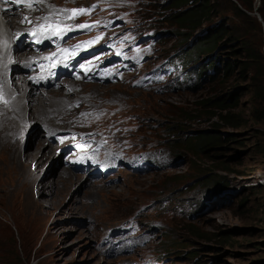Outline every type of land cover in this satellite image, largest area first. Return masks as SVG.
<instances>
[{
    "label": "rangeland",
    "instance_id": "374dc122",
    "mask_svg": "<svg viewBox=\"0 0 264 264\" xmlns=\"http://www.w3.org/2000/svg\"><path fill=\"white\" fill-rule=\"evenodd\" d=\"M72 1L40 0L33 13L38 14L42 4L49 13L53 8L48 9L47 4L53 5L54 9L66 8L68 4L83 0ZM140 1L147 3L149 0ZM257 1L253 9L247 11L232 0L237 8L247 13L244 25H253L249 17L260 21L257 46L264 55L263 25L255 10ZM220 6L219 13L228 18L227 22L236 23L233 25L237 32L240 17L229 2L223 1ZM168 10L160 6L150 9L146 5L134 15L126 13V22L114 25V30L134 37L138 33L150 34L144 40H138V48L144 57L141 63L137 68L117 75L114 81L94 82L81 77L73 80L62 76L52 84L40 85L37 84L40 77L37 73L41 69L37 64L38 53L31 54L28 61L18 62L16 74L28 76L30 81L35 80L30 78H37L35 87L26 81L27 86L22 87L21 92L25 94L33 88L30 92L39 98L36 105L43 106L45 114L31 117L19 133L16 132L12 109L17 106V101L15 96L4 98V92L0 91L3 92L0 94V145L3 130L7 129L10 136L20 135V144L27 153L36 150L39 140L46 138L52 142L53 150H50L53 152H49L40 164L19 166L20 163L9 162V153L0 146V178H4L0 188V264H121L126 259L153 254L166 264H264V120H248L247 125L235 129L223 127L234 131L229 139L223 137L213 144L216 149L195 154L191 146H186L192 140L188 135L184 136L185 131L207 127L216 119L208 118L210 107L200 106L205 97L216 93L215 84L207 81L210 70L203 75L200 71V85L196 88L199 76L190 72H187L191 75L190 88L159 90L152 86L139 87L133 82L139 72L162 57L171 55L181 60L182 53L190 49L187 41L179 39V30L163 22ZM9 14L20 24V27L15 26L20 31L24 24L18 15L10 11ZM248 27L241 36L247 35ZM17 30L13 28L11 33L19 32ZM255 34L252 41L256 40ZM215 44L208 59L200 50L194 65L201 69L218 57H231L228 51L231 42L222 39ZM239 44L238 40L232 44L237 51ZM182 47V53H179ZM19 50H24L26 55V51L32 53L26 45L12 51ZM216 65L217 69L221 66ZM34 66H38L37 73ZM249 68L254 71L252 65ZM235 70L238 68L223 84L239 86L246 83ZM3 79L0 85L11 81L8 76ZM251 99V92L242 93L235 109L247 113ZM25 101L21 104L26 105ZM82 113L92 115L82 116ZM168 124L181 130L171 132L166 127ZM114 126L118 131L111 130ZM108 132L118 137L117 145L121 150L143 148L160 152L162 160L169 163L139 172L123 168L97 177L65 164L69 151L64 147L74 144L71 141L74 133L89 139L95 137L110 145L115 141L105 140ZM222 165L230 171L219 168ZM251 167L254 170L249 176L240 178L234 173ZM64 168L68 169L67 174H63ZM30 169L35 172L28 178ZM76 174L81 177L72 181L69 176ZM32 180L36 186H32ZM250 181L259 186L248 192L242 191V186L247 184L241 183ZM39 184L50 189L49 192L39 195ZM51 185L54 186L52 189ZM214 185L216 189L211 190ZM208 189L211 192L207 195H214L209 199L212 205L201 212V205L190 208L192 202L186 200L201 196ZM164 195L170 198L160 202ZM170 203L176 208L175 212L170 210ZM193 209L195 214L190 213ZM135 210L134 216H127ZM123 221L136 222L141 229H146L147 240L133 252L120 254L115 251L116 229Z\"/></svg>",
    "mask_w": 264,
    "mask_h": 264
},
{
    "label": "clouds",
    "instance_id": "9594fccd",
    "mask_svg": "<svg viewBox=\"0 0 264 264\" xmlns=\"http://www.w3.org/2000/svg\"><path fill=\"white\" fill-rule=\"evenodd\" d=\"M72 1V0H66ZM162 0H158L161 2ZM73 2V1H72ZM137 2H141L140 0H83L82 2L68 4L64 9H76V8H91L92 5H97L96 8L92 9L91 14H83L78 15L74 19H68L65 21L67 25L76 26L83 23H95L99 22V24L92 29H84L78 31H69L66 35L61 36H51L50 33H43L42 36L45 35V42L43 45L44 49L49 48L55 40H60L61 48H69L72 49V46L77 45L80 42L94 40L95 37L100 36L101 39L95 41L91 45H83L81 49H76L74 58L73 54H68L67 58H65V54H59V61L64 60L67 66L60 65V69L53 75L52 80H42L38 79V83L41 85L52 84L53 81L62 76H68L71 79H75L81 77L88 81L94 82H107L114 81L116 76L129 71L130 69L137 68V66L141 63L143 54L140 53V48H138V40H144L150 34H142L138 33L135 37L131 34H124L120 31L114 30V25L121 24V21L126 22L125 14L130 13L134 15L136 13L135 8L133 7ZM163 2H168L167 0H163ZM40 0H38V4ZM42 3V2H41ZM144 3V2H143ZM146 4V3H145ZM43 6L45 4H42ZM49 5L48 9H54L53 5ZM41 6L38 9V18L43 17L45 15H49L53 11L49 13L45 12L44 7ZM46 7V6H45ZM118 12L114 13L115 10ZM110 10L109 12H107ZM143 10V9H142ZM140 12V11H139ZM114 13V14H112ZM69 15V14H68ZM63 14L59 16H54V18H61ZM204 30V27H200L196 30L190 37L185 39L187 41V45L193 44L194 38L201 34ZM143 32L145 30H142ZM179 33V31H178ZM180 34V33H179ZM156 35V34H155ZM46 36H50V38H46ZM180 36V35H179ZM128 37V39H125ZM139 37V38H138ZM153 40V38H151ZM139 49V51H137ZM183 47L179 50V53H182ZM58 52V50H57ZM56 52V53H57ZM186 52V51H185ZM182 53L181 60L177 57H172L171 55H166L162 57L159 61L154 64L148 66L143 71L139 72L133 81L136 86L139 87H156L161 90L163 88H178V87H186L190 88L192 84H190L191 75H187V72H190L194 76L197 77L195 86L198 82H200V72L198 71L199 67L194 65L195 62L189 64L185 59L184 53ZM212 52V51H211ZM210 52V53H211ZM210 53L204 54L207 55L205 59H208V55ZM80 64H84L85 68L81 69ZM207 65V64H206ZM205 65V66H206ZM70 67H73L70 68ZM189 68V69H187ZM217 68V65H216ZM200 69L201 75L205 74V71L210 70V74L215 72V67ZM39 75V73H38ZM209 74H207L208 76ZM41 77V76H40ZM194 86V88H195ZM192 88V89H194ZM114 131H118L117 127H112ZM204 128H220L225 129L223 127H211L210 125ZM200 129V128H196ZM188 129L185 131L184 136L188 134L195 133H213V132H189ZM113 132V131H112ZM217 134V133H214ZM220 136H225L222 134H217ZM231 135V134H226ZM71 136V135H70ZM80 133H74L72 136V142L67 144L64 147L69 152L67 153L68 157L65 162L68 167H71L74 170H82L84 172H88L93 177H97L99 175H104L107 173H111L112 171H117L120 169H127L130 171H143L150 167H162L165 164L169 163L163 158V155L160 152H155L147 149H137V150H121L120 146L117 145L119 143L118 137H113L108 132V137L105 139L107 141L108 138L114 139L115 142H112L110 145L101 143V139L91 138L89 137H81ZM70 141V140H69ZM77 145H83V147H77ZM69 146H73V148H69ZM125 146L123 145V148ZM215 145L210 146L209 150L216 149ZM71 151V152H70ZM96 151V152H95ZM249 176V175H245ZM243 176V177H245ZM240 178H243L239 176ZM257 182H261L260 179H257ZM257 182H243V188H247L250 186H254L258 184ZM223 183V182H222ZM226 185V184H224ZM211 190H215L216 186L214 185ZM211 191L203 192L201 196L198 197H189L186 201L187 203L192 202L190 208H198L201 205V209L199 212L207 209L212 205V201L209 202V199H213L214 195H207ZM170 197L168 195H164L160 198L161 201H166ZM172 212L176 211V208L173 207L172 203H170ZM141 206L140 208H142ZM137 210L128 214V217L134 216ZM190 213L195 214V210H191ZM112 231V230H111ZM118 233V238L115 241L117 243L116 252L123 254L126 252H133L142 246L147 237L144 235V231L146 229H141L136 222L123 221L120 223L118 228L116 229ZM126 232V233H125ZM121 264H166L165 260L161 259L158 255H149L140 257L138 259H126Z\"/></svg>",
    "mask_w": 264,
    "mask_h": 264
},
{
    "label": "trees",
    "instance_id": "16d2710c",
    "mask_svg": "<svg viewBox=\"0 0 264 264\" xmlns=\"http://www.w3.org/2000/svg\"><path fill=\"white\" fill-rule=\"evenodd\" d=\"M166 2H158V0H149L146 4L143 2H137L133 7L136 13L141 11L146 5L150 9L155 8V6H160L161 9H169L165 16H163V22L168 26L174 27L179 30V39L185 40L190 37L196 30L200 27H204L201 34H198L190 44V49L184 53L185 59L189 64L195 62L196 55L200 56V50L203 54L210 53L215 48V43L218 40H227L230 45L231 57L222 56L217 59L210 61L205 68L215 67V72L207 76V81L214 83V91L216 93L211 97H205L204 100L199 101L200 106L210 107L211 110L208 111V118L215 117L214 121L209 124L211 127H229L238 128L247 125L248 120L251 122H258L264 120V55L258 48L259 43V31L260 21L256 20L254 17H249L248 19L253 20V25H244L245 20L248 17L245 11L236 7L232 0H167ZM227 1L231 4V8L240 17L241 22L238 23V31L236 32V24L232 21V24L222 15L221 3ZM243 6L244 9L250 11L254 7L255 0H235ZM163 3V4H162ZM255 10L258 12L264 33V0H258ZM218 16V17H217ZM217 19V20H216ZM259 19V20H260ZM248 27L246 30L247 35L245 37L241 36L242 31ZM259 29V30H258ZM237 30V29H236ZM256 33V34H255ZM255 34L256 40L252 41V37ZM241 36V37H240ZM239 41V51L234 48L232 44ZM234 55V57H232ZM220 64V68H216V64ZM254 67V71H249L250 66ZM235 70L238 75L246 80L243 85H230L223 84L228 81L233 76V71ZM202 69V70H203ZM200 72V67L198 69ZM250 72V73H248ZM200 82L195 86L198 87ZM200 88V87H199ZM247 91L251 92L252 99L250 100V107L248 112L244 113L242 110H236L235 107L238 105L239 96ZM173 126V127H172ZM171 132L174 130L179 131L180 128L176 127L174 124L166 125ZM230 135L223 136L229 139ZM190 143L186 146H191L195 154L200 152H206L209 147L223 138L220 135L214 133H195L188 134ZM224 170L230 171L225 165L221 167ZM254 168H249L247 171H234L237 176H245L253 174ZM226 183V182H224ZM259 184L243 188L245 191H250L256 189Z\"/></svg>",
    "mask_w": 264,
    "mask_h": 264
},
{
    "label": "bare ground",
    "instance_id": "6f19581e",
    "mask_svg": "<svg viewBox=\"0 0 264 264\" xmlns=\"http://www.w3.org/2000/svg\"><path fill=\"white\" fill-rule=\"evenodd\" d=\"M1 4H5V3H1ZM12 19L13 18L11 17V14H9L8 10L0 11V35L2 36V38L0 37V82H2L4 80L3 78L6 76L10 77V79H11L9 84L6 82V83H3V85H0L1 86L0 91H3L5 93L4 94L3 92H1V93H3L4 98H6L8 96L9 97L15 96V100L17 101V103H16L17 106L12 109L13 110L12 111L13 112L12 121H13V127H14L15 131L17 130L16 132H18L19 129L21 130L22 126H24L25 123L30 121L31 117H34V116L40 117V116L45 114V110H44L43 106H41V105L39 106V104L36 105L39 98L38 97L36 98V96H32V94L30 92V91H33L32 87L36 86L35 82L38 79L37 80L35 79L34 81H30L28 79V76L25 77L24 75L16 74L17 73L16 71L18 70V64H19L18 62L28 61L30 59L31 54L33 56L35 53L33 51H32V53L30 51H26L28 53V55H26L23 52L24 50L23 51L19 50V51H15V52L12 51V50L19 49L20 47H25V45H26L20 39L13 40V35L15 33L14 32L11 33V30L13 28H17L18 29L17 31H19V27H20L19 25L20 24L18 23V21H16V20L13 21ZM15 26H19V27H15ZM11 56H14V58L11 59ZM37 67L38 66L33 67V68H36V70H35L36 73L38 72ZM8 69H11V70L8 71ZM3 72L5 73V75L3 74ZM73 80H75V79H73ZM26 81L30 82L33 86L31 85L32 89L27 90L28 93L26 92L24 94L23 92H21V88L27 86V85H25ZM51 92H53V91H48V93H51ZM48 93H47V95L55 94V93H53V94H48ZM24 99L26 100L25 101L26 105L21 104ZM31 108H33L32 111H31ZM52 129H56V128H52ZM52 129H49V131H52ZM15 131H13V132H15ZM10 133H11V131H10ZM7 134H8L7 129H4L3 134H2V136H4V137L1 139V145L0 146H1V149L3 151L9 153V155H10L9 159H11V161H9V162L14 163V165H15V163H20L19 166L23 165L25 163H28V164L32 163L35 165L40 164L42 159L45 156H47V154L49 152H53L50 150L53 148V144H52V142L48 141V138L42 139V140L40 139L39 144L36 147V150H33V151L27 153L26 151H24L25 149L23 150L24 147H22L20 144V140L18 138V136H20L19 134L17 137H15V134H14V136H10V134H8L9 135L8 136ZM48 135H49V133H48ZM55 140L57 142H59L58 139H55ZM0 162H2V161H0ZM9 162H8V164H9ZM28 164H27V166H28ZM19 166H18V168H19ZM25 168H26V166H25ZM34 172H35L34 169L33 170L30 169L28 172L29 175L27 177L31 178V176H33ZM52 172H53V170L50 171V174ZM68 172H69L68 169H65V168L63 169V174H67ZM69 177L73 181V180H76L79 177H81V175L76 174V175H70ZM3 180H4V178H0V188H1V184H2ZM31 182H33L32 186L36 184V182L33 180ZM3 187H4V185H3ZM53 187H54L53 185L50 186L51 189ZM36 189L38 192V186L36 187ZM49 190L50 189H46L44 187L42 188L39 184V195L48 193Z\"/></svg>",
    "mask_w": 264,
    "mask_h": 264
},
{
    "label": "snow or ice",
    "instance_id": "6c2138e0",
    "mask_svg": "<svg viewBox=\"0 0 264 264\" xmlns=\"http://www.w3.org/2000/svg\"><path fill=\"white\" fill-rule=\"evenodd\" d=\"M6 2L8 3H15V0H6ZM29 8L33 7V5L31 3H29L27 5ZM97 5H92L91 8H76V9H64V8H55L53 9V12L50 13L49 15H45L43 17H39L37 18L38 20H43L46 23L45 24H38L36 29L31 31V35H33L34 37L42 34V33H50L51 36H63L66 35L67 32L69 31H78V30H84V29H92L95 28L99 22H95V23H83V24H79L76 26H70L67 25L65 23V21H67L68 19H74L76 16L78 15H83V14H91L92 9L96 8ZM71 13V16H69L68 14ZM60 14H63L62 19L61 18H54V16H59ZM22 22H28L27 21V17L24 18V21ZM18 36L21 34H17ZM46 38H50V36H46ZM99 39H101L100 36H97L94 38V40H90V41H84V42H80L75 46H72V49L69 48H63V49H58L57 53L52 54V56H48V57H43L42 60L45 61H50V60H54V58L63 53L65 54V58H67L68 54H73V58H74V54H75V50L76 49H81L83 45L87 44V45H91L93 44L95 41H98ZM125 39H128V37H125ZM37 43H41L42 41L37 40ZM137 51H139V49H137ZM61 64H63V66H67V64L65 63L64 60H61ZM41 67L43 68V65L41 64ZM52 67H56V64H52ZM80 68L84 69L85 65L84 64H80ZM44 77L41 76L38 79H43ZM30 79H37V78H30ZM82 116H88V115H92L91 113H82ZM77 147H83V145H77Z\"/></svg>",
    "mask_w": 264,
    "mask_h": 264
},
{
    "label": "water",
    "instance_id": "95a60500",
    "mask_svg": "<svg viewBox=\"0 0 264 264\" xmlns=\"http://www.w3.org/2000/svg\"><path fill=\"white\" fill-rule=\"evenodd\" d=\"M189 132H194V133L195 132H213V133L222 134V135L234 133V131H232V130L220 129V128H200V129H192V130H189ZM214 148H217V146H215Z\"/></svg>",
    "mask_w": 264,
    "mask_h": 264
}]
</instances>
